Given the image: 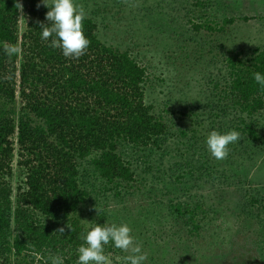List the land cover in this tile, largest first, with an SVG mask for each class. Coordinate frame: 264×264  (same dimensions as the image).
<instances>
[{"label": "trees", "instance_id": "16d2710c", "mask_svg": "<svg viewBox=\"0 0 264 264\" xmlns=\"http://www.w3.org/2000/svg\"><path fill=\"white\" fill-rule=\"evenodd\" d=\"M193 2L199 12L189 10L186 18L197 32L222 33L237 20L235 16L217 20L209 7L211 0ZM38 4L40 0H0V264H52L53 258L77 264L78 248L90 230L81 208L92 202L94 183L100 185L97 194L112 191L120 196L121 189L129 187L133 195L139 179L134 164L150 162V152L160 150L169 138L186 149L175 164L178 180L211 166L204 156H198L197 164L192 159L197 156V130L173 131L169 121L146 102V86L154 74L133 50L104 42L95 19L87 16L86 53L79 59L65 58L60 49L41 39L49 9ZM5 44L19 52L9 57ZM223 55L226 74L209 81L214 89L208 96L212 112L208 116L222 133L240 132L239 142L264 144L257 128L264 115V90L253 79V73H264V44L250 53L228 48ZM207 174L212 177L210 171ZM183 189L188 195V188ZM247 196V214L256 219L264 212L263 199ZM180 197L169 201L171 213L206 247L205 241L213 236H205V221L220 210L202 200L192 203ZM97 207L100 214L91 215L94 226L107 218L104 207ZM60 227H65L63 234L56 233ZM213 239L215 247L226 241ZM250 246L211 264H264L255 243ZM118 251L105 246L110 264H122L129 254L123 252L120 261L115 256Z\"/></svg>", "mask_w": 264, "mask_h": 264}, {"label": "rangeland", "instance_id": "374dc122", "mask_svg": "<svg viewBox=\"0 0 264 264\" xmlns=\"http://www.w3.org/2000/svg\"><path fill=\"white\" fill-rule=\"evenodd\" d=\"M75 3L95 19L104 42L133 50L149 66L154 76L146 86V102L158 116L169 121L173 131L197 130V156L192 159L197 164L199 157L204 156L211 166L203 172L193 170V176L178 180L180 173L175 164L184 158L180 153L186 149L176 138H169L161 143L160 150L150 152V162L134 164L139 179L137 188H132L133 195L129 187L122 188L120 196L112 191L97 194L100 185L94 183L90 189L95 190L92 202L81 208L87 227L94 226L91 215L100 214L97 206L102 205L106 222H124L131 227L135 242L147 253L145 264L218 263L221 256H236L240 249L244 252L252 243L264 260V212L261 210L256 219L247 214L250 209L247 195L263 199L264 204V144L246 141L230 144L229 154L222 160L213 158L205 144L210 131L222 133L221 126H215L214 118L208 116L212 113L207 106L211 103L208 96L211 97L214 89L209 81L226 74L223 55L226 49H244L250 53L264 44V0H211L209 7L218 15L217 20L237 17L222 33L190 28L186 13L199 12L193 0H75ZM21 24L23 28L24 21ZM257 128L264 139V115ZM208 171L213 178L207 176ZM239 179L243 181L238 182ZM183 187L188 188V195ZM168 190L171 193L166 194ZM180 195L182 200L192 203L202 200L220 210L221 214L206 219L208 232L204 233L207 237H223L224 243L215 247L212 243L216 240L207 238L203 247L201 238L187 231L184 221L168 207L169 201ZM117 253L116 259L121 261L123 252Z\"/></svg>", "mask_w": 264, "mask_h": 264}, {"label": "clouds", "instance_id": "9594fccd", "mask_svg": "<svg viewBox=\"0 0 264 264\" xmlns=\"http://www.w3.org/2000/svg\"><path fill=\"white\" fill-rule=\"evenodd\" d=\"M40 4L49 9L45 15L47 23L42 24L41 39L47 41L53 49H60L65 58L79 59L83 56L90 45L83 30V22L88 15L85 10L77 6L75 0H51V3L49 0H40ZM4 52L11 57L19 49L5 44ZM253 79L264 90V73H253ZM241 139L242 134L236 130L224 133L212 130L206 137L205 144L213 158L222 160L229 154V145ZM64 232L65 227L56 230L57 234ZM83 240L84 244L78 248L77 264H110L105 252L106 245L129 253L123 257L122 264H145L148 259L142 246L135 242L131 227L124 222L96 223L90 230H86ZM52 264H62V261L53 258Z\"/></svg>", "mask_w": 264, "mask_h": 264}]
</instances>
